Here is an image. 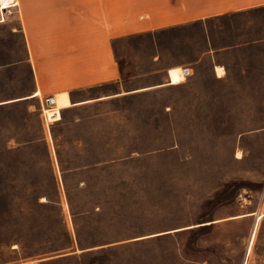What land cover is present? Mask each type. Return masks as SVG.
Segmentation results:
<instances>
[{"label": "rangeland", "instance_id": "rangeland-1", "mask_svg": "<svg viewBox=\"0 0 264 264\" xmlns=\"http://www.w3.org/2000/svg\"><path fill=\"white\" fill-rule=\"evenodd\" d=\"M17 17L0 23L1 261L94 264L49 257L80 242L100 264H264V10L115 40L121 81L52 107ZM52 175L68 238L37 205Z\"/></svg>", "mask_w": 264, "mask_h": 264}, {"label": "crops", "instance_id": "crops-1", "mask_svg": "<svg viewBox=\"0 0 264 264\" xmlns=\"http://www.w3.org/2000/svg\"><path fill=\"white\" fill-rule=\"evenodd\" d=\"M263 10L264 0H0V23L18 15L37 88L31 98L79 104L76 92L121 81L115 40Z\"/></svg>", "mask_w": 264, "mask_h": 264}, {"label": "trees", "instance_id": "trees-1", "mask_svg": "<svg viewBox=\"0 0 264 264\" xmlns=\"http://www.w3.org/2000/svg\"><path fill=\"white\" fill-rule=\"evenodd\" d=\"M179 28H181V26L156 31V32L150 33V35L155 36L158 34H163V33L171 32V31H175ZM30 75L31 76L33 75L32 70H30ZM104 86H106V85L99 86V87H104ZM61 121L62 122L64 121V117H62ZM53 137H54V139H56L55 135ZM42 140L44 142L43 156L45 157V159L49 163L50 169L52 171L50 150H49V147L47 146V144L45 143L44 137L42 138ZM56 154H57V159H58V163H59V166L61 168V171L65 172V170H68V169L64 168V162L62 160L61 153H60L59 149H57V146H56ZM51 184L53 186V189H55V192L57 193L56 199L52 200L49 198V196H45L46 201L40 203L39 202L40 197H37V205H38V207L46 209V210H54V209H55V211L57 210L56 215H57V218L59 219V224L63 227V229H64L63 233L68 238V232L66 230V226H65V222H64V218H63V213H62V208H61L60 195L58 192V183H57V180H56L54 175L51 176ZM66 197L68 199V202L70 203V209L72 210L73 207H72V202H71V196H69V194H66ZM77 248L81 251V256L86 255V254H89L91 256V258H92L91 263H94V264L95 263H98V264L103 263V262H100V260H101L100 258L102 256H99V255L93 253V251L90 250L91 249L90 247L89 248H83V246L80 244V242H78L77 247H74V245L72 243H69V244L64 245V246H60V247L56 248L55 251H53V252H61V253H58V254H55V255H52L49 257H58L59 256V258L70 257V259H73L74 257H77V254H76ZM69 249H70V251H66ZM68 253H70V255Z\"/></svg>", "mask_w": 264, "mask_h": 264}, {"label": "bare ground", "instance_id": "bare-ground-1", "mask_svg": "<svg viewBox=\"0 0 264 264\" xmlns=\"http://www.w3.org/2000/svg\"><path fill=\"white\" fill-rule=\"evenodd\" d=\"M184 74H185V73H184ZM216 74H217L218 77H223V76H224L225 71L223 70L222 66H221V67H220V66H217V67H216ZM185 75H186V74H185ZM54 104H55V100H54V98H53V104H52L50 107H52ZM236 158H237V159H240V158H241L240 153L237 154Z\"/></svg>", "mask_w": 264, "mask_h": 264}, {"label": "water", "instance_id": "water-1", "mask_svg": "<svg viewBox=\"0 0 264 264\" xmlns=\"http://www.w3.org/2000/svg\"><path fill=\"white\" fill-rule=\"evenodd\" d=\"M184 73L188 74V70H185ZM47 104L48 106H51L53 104V98L48 99Z\"/></svg>", "mask_w": 264, "mask_h": 264}, {"label": "built area", "instance_id": "built-area-1", "mask_svg": "<svg viewBox=\"0 0 264 264\" xmlns=\"http://www.w3.org/2000/svg\"><path fill=\"white\" fill-rule=\"evenodd\" d=\"M48 101V100H47ZM48 105V104H47Z\"/></svg>", "mask_w": 264, "mask_h": 264}]
</instances>
